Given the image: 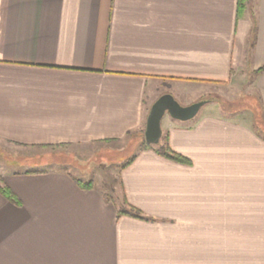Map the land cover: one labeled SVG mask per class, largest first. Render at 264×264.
<instances>
[{
	"label": "crops",
	"instance_id": "0c3cea01",
	"mask_svg": "<svg viewBox=\"0 0 264 264\" xmlns=\"http://www.w3.org/2000/svg\"><path fill=\"white\" fill-rule=\"evenodd\" d=\"M239 2L0 0V264H264V130L209 101L143 138L163 94L245 84L264 119V0ZM138 135L118 201L80 179Z\"/></svg>",
	"mask_w": 264,
	"mask_h": 264
},
{
	"label": "rangeland",
	"instance_id": "374dc122",
	"mask_svg": "<svg viewBox=\"0 0 264 264\" xmlns=\"http://www.w3.org/2000/svg\"><path fill=\"white\" fill-rule=\"evenodd\" d=\"M249 89L250 88H248L245 84L216 87L215 89L207 92L206 97L212 99V104H215L214 106H217L224 112L233 113V115L238 119L251 121L259 130L263 131L264 119L260 116V114H258L257 109V105L259 103L255 100V93L251 89L249 91ZM206 105H203L201 109H203ZM165 117H167V115H165ZM143 144L142 135H138L137 139L135 138L124 148H103L101 151L90 152L89 156H73L77 162L84 165L83 169L86 170L82 172L83 174L79 175L80 179L86 181L88 179L95 178V184L100 185V188L104 191L106 197L111 198L113 201H118L119 190L117 186L120 167L122 166L123 161H125L130 155L134 154L138 147ZM14 153L15 151L12 147H9V149L6 150L0 148V158L3 157L0 159V163L2 164L3 159L9 162L11 161L10 159L16 158ZM63 154L62 157L65 160L70 161L72 159V157L67 155L66 152ZM90 170L96 172L97 174L96 176H88L87 178L84 174L91 172Z\"/></svg>",
	"mask_w": 264,
	"mask_h": 264
},
{
	"label": "water",
	"instance_id": "95a60500",
	"mask_svg": "<svg viewBox=\"0 0 264 264\" xmlns=\"http://www.w3.org/2000/svg\"><path fill=\"white\" fill-rule=\"evenodd\" d=\"M212 99L198 100L192 104L183 106L170 94L159 96L151 105L147 118L143 138L145 143L156 145L162 134L161 120L165 114L172 119L179 121H188L195 117L199 109Z\"/></svg>",
	"mask_w": 264,
	"mask_h": 264
},
{
	"label": "trees",
	"instance_id": "16d2710c",
	"mask_svg": "<svg viewBox=\"0 0 264 264\" xmlns=\"http://www.w3.org/2000/svg\"><path fill=\"white\" fill-rule=\"evenodd\" d=\"M244 2L245 0H240L239 4H238V13L241 14L243 9H244ZM264 68V66H262L261 68H259L257 71H260ZM147 146H151L149 144H146ZM156 151L157 153H159L160 155L162 156H165L169 159H173V160H176V161H183V158L177 154H175L174 152H172L167 143H166V140L163 142V144L159 145V147L156 148ZM135 158V155L132 154L131 156H129L124 163H122V166L120 167V169H123L124 167H126L129 163H131L133 161V159ZM30 173H37L36 171L35 172H30ZM80 186H83V187H90L92 185V181H89V182H86V183H83L82 181L80 180H76ZM0 193L2 195H4L5 197L7 198H10L12 199V193L10 192V190L5 186V185H0ZM118 214H132L134 216H138L139 215V212L133 208L132 206L128 205V210L125 211L124 209L123 210H119L118 211Z\"/></svg>",
	"mask_w": 264,
	"mask_h": 264
}]
</instances>
